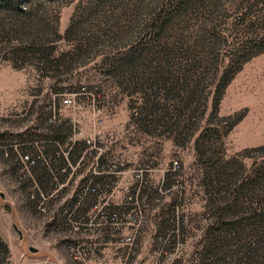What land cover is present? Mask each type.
Returning a JSON list of instances; mask_svg holds the SVG:
<instances>
[{
  "label": "rangeland",
  "instance_id": "rangeland-1",
  "mask_svg": "<svg viewBox=\"0 0 264 264\" xmlns=\"http://www.w3.org/2000/svg\"><path fill=\"white\" fill-rule=\"evenodd\" d=\"M4 1L0 264H264V0Z\"/></svg>",
  "mask_w": 264,
  "mask_h": 264
},
{
  "label": "trees",
  "instance_id": "trees-1",
  "mask_svg": "<svg viewBox=\"0 0 264 264\" xmlns=\"http://www.w3.org/2000/svg\"><path fill=\"white\" fill-rule=\"evenodd\" d=\"M0 3L2 5L1 8H8L9 7L8 3L6 1H4V0H0ZM20 11H21L20 14H22L23 16H30L32 14V8L29 5L28 6L26 5V7H21ZM25 19L26 18L22 19L21 22L25 23L26 22ZM262 49H264V48H260L259 50H262ZM135 113L139 114V111L136 109ZM51 127H53V126H51ZM70 145H71V147L69 148V157L68 158H69L70 161L72 160L73 162H76L82 156L84 158L86 156L85 152L93 146L91 140H89L87 142V140H84V139H78L74 143L71 142ZM33 151L31 150V152H33ZM45 151L48 154V156H51L49 148L46 149ZM89 151L91 153H95V152L97 153V150H89ZM54 155L55 154H53L51 157L54 158ZM100 160L102 161V163H104L103 156L101 154L99 155L98 161H100ZM50 161L52 162V160H50ZM62 161H64V159ZM35 164H36L35 168L37 169V172L32 176L34 181L35 182L39 181L41 184H43L44 182L48 183V184L52 183L54 177L48 175V173H49L48 170L50 169V167H52L51 164L49 162H47V163L46 162H42V163L41 162H36ZM69 176H70L69 175V171H67V172H65L63 174H60V176H58L57 179H59V181L66 182V180L69 178ZM105 177H107L106 173L90 174V175L87 176V178H89V180L91 181L92 185H102L103 179ZM72 178L70 179V181H72ZM47 188L49 189V186H46L44 188L46 192H48ZM217 229H218L217 228V224H215V226H213V227H211L209 229L210 231H212L211 234H210V238H211L212 241L210 243H212V245L215 244L216 247H217V244L219 243L217 241L218 240L217 236L215 235ZM2 243H3L4 252L8 253L9 250H8L7 244H5L4 242H2ZM214 250L215 251H219V247L216 248V249L214 248Z\"/></svg>",
  "mask_w": 264,
  "mask_h": 264
},
{
  "label": "water",
  "instance_id": "water-1",
  "mask_svg": "<svg viewBox=\"0 0 264 264\" xmlns=\"http://www.w3.org/2000/svg\"><path fill=\"white\" fill-rule=\"evenodd\" d=\"M14 226H15V228L17 229V225L15 224ZM19 233L22 234L21 231H19ZM30 250H32V251H37V249L34 248L33 246H30Z\"/></svg>",
  "mask_w": 264,
  "mask_h": 264
},
{
  "label": "built area",
  "instance_id": "built-area-1",
  "mask_svg": "<svg viewBox=\"0 0 264 264\" xmlns=\"http://www.w3.org/2000/svg\"><path fill=\"white\" fill-rule=\"evenodd\" d=\"M65 102H66V103H69V102H71V99H70V98H66V99H65Z\"/></svg>",
  "mask_w": 264,
  "mask_h": 264
}]
</instances>
